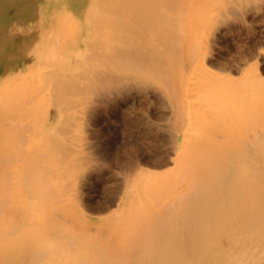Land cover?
Listing matches in <instances>:
<instances>
[{"label":"rangeland","instance_id":"374dc122","mask_svg":"<svg viewBox=\"0 0 264 264\" xmlns=\"http://www.w3.org/2000/svg\"><path fill=\"white\" fill-rule=\"evenodd\" d=\"M79 1L82 2L83 0H79ZM86 1H88V3L90 4V7L87 8V12L85 14L80 13L79 9L77 8L76 0H56L54 2L50 1L49 3H53V6H55L56 8L60 7L56 9V10H59L57 12L58 14L56 18L57 20L56 27L59 30V33H58L59 38H57V40L56 39L52 40L49 44H47V47H43L45 54H42L41 57L32 58L30 60L28 59L22 60L21 58H17L16 51L18 47H20V49H21V46L25 47V45H23L24 40L21 37H17V38L11 37L9 36V33L11 32L12 28H15V31H14L15 33H18V31L23 33V30L29 31L27 29L28 24L26 23L27 21L29 22V20H27V17L33 16V15L37 16L34 10L39 7L38 5L39 0H34L33 4H30V1H25V0H10L8 3H7V0H0V68H2L0 72V122L2 123V127L5 130H7L8 132L9 131L12 132V134L9 133L10 137L5 139L2 144L3 150L1 153V157H0V162H2L1 161L2 159L3 161L5 159L9 160L10 161L9 164L11 167L10 168L8 166L9 164H7L6 166H8L9 170H7L6 168V170L2 172L3 174H0V223H1L0 227L3 226L2 228H0V230H3V233L5 232L4 235H6L8 233V229L10 228L11 230L10 229L9 230L12 231L13 226L15 227L17 223V218L15 219L12 218L13 215L10 216L12 212L10 213L9 211L15 212L16 210L22 209L17 212L25 213L27 210H29L28 213H30L32 209H33L32 211H36L37 209V210H40V212L39 211H36V212L37 213L39 212V214L42 215L41 212L44 214L45 211H46L45 213L47 212L49 213L51 211L54 212V210L59 209V207L61 208V206H63V204L65 203L66 197L69 196L67 197L68 199H66V203L64 205V210L66 208L65 210L66 217H63L61 219L63 227L65 226V222H66V227L68 229L66 227L65 228L68 231H71L72 233H74L75 228L73 229V226L76 225V221L79 219H84V220L86 219L85 220L86 226L85 225L84 226L88 228V225H89L88 229H91L90 227H92V230L93 229L95 230L96 227H100V226L105 227L108 224H113V223L117 225L120 222L119 225H117L119 233L122 228H124L125 230L122 229L121 233L118 234L119 236L115 235L114 237L111 238L112 239L111 241L114 243L116 240L118 243L124 245V242H122V240L125 241L124 239L127 238L125 241L126 245L129 246L130 244V245L136 246V249L135 247L133 248V246H131L130 249L129 247L126 246L127 249H125L126 247H122L123 249L122 250L118 249L117 252H115L116 249H114L115 251L111 250L109 253H111V255L113 256H111L110 254L109 255L112 258L116 259L118 256L117 254L118 252L130 253V252L139 251L138 247L142 245V241L145 242L146 235L148 237L147 238L148 240L152 238V236L156 233L155 230H157L156 228L157 225L155 224H158L161 215L162 217L164 215L162 213L166 212L167 211L166 209H169L168 207L171 206L173 201L177 200L176 198L178 199L187 198L189 195L194 193V191L197 192L201 189L197 187V184L199 185V183L202 182V180L206 176L204 172L208 170L209 168L208 163H210V160H211V158L210 160H208V157L215 156L213 154L218 153V152L222 153L223 152L222 147L225 144L232 145V141L235 142L237 139L240 140L243 137L244 139L242 140H245L246 142L250 141L251 139L252 141H254L255 138L256 139L259 138L257 137L259 132L261 134L263 133L261 131H264L263 129L264 128V110H263L264 109V90H263L264 89V68H263L264 67V47H263L264 46V39H263L264 38V5H263L264 0H250V1L249 0L248 1L247 0H231L232 2L230 0H215V1L214 0H209V1L208 0H195V1L194 0L193 1L192 0L191 1L180 0L184 4L185 3L187 4L183 6V7L187 6L185 9L183 8L184 10H179V9L176 10V8H178L177 3H180L179 4L180 9H182V6H181V2L174 0L175 2L173 3V6L175 10L174 9L173 10L174 12H177L175 13V16H177V20L180 19L179 22L175 21L176 17L174 16V12L172 11L173 13L171 15L174 17H171V16L168 17L169 16L168 15L166 18H164V16L163 17L161 16L163 20L167 19V20H170L171 22L167 21L168 23H165L166 21L163 22L161 17H160L161 19L156 18L157 20H159V22L161 20L162 24L165 23L164 24L165 26L158 22L160 24L159 26L160 30L159 31L156 30L159 27L158 28L155 27L156 29L153 33V35H155V39L157 38L159 40L161 39L162 41L160 40V43L163 42L161 46L160 43L158 42V39L156 40L157 45L158 43L160 45V47L158 46L157 48L158 51L160 52L159 54H162L161 56L159 55L160 57H158L159 64L162 62L161 65H159L160 70L161 68L163 69V65L166 64V61L168 63L166 64V67L164 65V69H163L164 71L166 69V71L168 72V73H165V75L167 76L160 75V77L155 75V72H152L155 68L154 64L153 66H151L152 64H148L146 59H140V58L137 60V62H135L131 60V56L129 55L130 54L129 52L127 53L128 59H126L127 58L126 56H123V58L121 56L119 60L115 57L116 55L115 53H112L111 51H108V50H107L108 51L107 53H109V56L106 54H105L106 56L99 54L102 51L99 46L103 45V44L102 45L100 44L103 41H105L106 43L108 42L107 44L105 43L106 45L105 44L103 45L106 47L108 45L107 47L108 49H110V46L111 47L120 46L121 48L122 46L126 47V45H124V43H121L120 40L118 41L115 39H111L114 37V36H111L112 34L111 30L115 31V27L114 29L113 28L110 29V27L108 29V27H105L106 25H108V21L104 22L103 18H106L105 16H107L106 20H110L109 22L110 25L112 23L115 25L116 21L119 20L117 19L119 17L117 16V14H114L113 11H115L116 7L121 6V5L127 8V5L129 4L131 0H121L122 4L120 5L116 3L117 0L107 1L105 2V4H101V5L99 4L94 5L93 0H86ZM209 2L211 3L209 4ZM242 3H243V6H241ZM235 5H238V6H235ZM121 8L124 9L123 7ZM232 9H235L239 13H237L235 10L232 11ZM108 10L111 11V13ZM124 10L126 11V9ZM125 11H123L122 16L126 15L127 18L125 16H124L125 18L124 17L123 18L125 20L127 19L128 21L129 13L132 14L133 11L130 12L129 9H127L126 12ZM178 11L179 12L181 11V13H179ZM232 12L234 13L232 14ZM138 13L140 12H136V14ZM114 16L116 20L114 19ZM233 16H235L236 18ZM181 17L183 18L182 19L183 21L181 20ZM225 17L226 18L228 17L227 20L230 19L229 21H232L231 19H234V18L236 19V20L235 19L233 20L235 22L232 21L233 23L231 25L232 27L228 25L229 21L227 22ZM171 18L172 20L174 19L173 20L174 22H172ZM99 19L101 20L99 21ZM112 19L115 21H113ZM222 19H224L225 22L224 20L222 21ZM38 20L44 25V20L39 19V18L37 19V21ZM130 21L128 22H130L131 24L128 22L127 23L131 25L132 27L136 28V25L138 24V22L133 23L132 19ZM99 22L106 29L100 26ZM153 22L155 23L157 22L155 21V17H154ZM175 22L177 24H175ZM97 24L99 27H102L103 30H106V31L109 30L108 31L110 32L109 35L106 36L105 34H103L105 33V31L103 30L102 32H98L101 30L99 27H97ZM104 24L106 25L104 26ZM166 24L171 25L170 26L171 28L167 27L169 28L171 35L168 32H167L168 35H166V30H165L167 29L165 28ZM162 28H165V29H162ZM184 28L186 29L184 30ZM180 30H182L183 37L184 36L186 37L189 36V37L182 38L180 35L181 34ZM114 31L113 33L116 32ZM160 31H165L164 32L165 34ZM41 32H43V29L38 30L37 32H34V33L35 35H37V37H40L39 35ZM117 32H118V29H117ZM117 32L115 33L116 35H118ZM119 32H120L119 33L120 35L121 33L125 35L129 34V32L127 31H119ZM98 34L99 35L103 34V35L100 37ZM143 34L144 33H142L141 35ZM149 35H152V34L145 33L143 36L145 38L147 37L148 39L150 37ZM153 35L151 36V38L154 37ZM172 35H174L175 38ZM106 37H109L111 39V40L108 39L111 45L109 44V41H107V39H103ZM159 37H163V38H159ZM165 37L167 38L165 39ZM179 37L181 38V40L185 39L184 42L182 40L183 48H181V42H180ZM152 39L154 41V38ZM168 39L172 42V44ZM176 40L178 41L179 45L175 43L177 42ZM149 41H151V39H148V43H150ZM173 41L175 44L173 43ZM96 42L99 43V45H96ZM152 45L154 46V44ZM174 45L175 47H173ZM92 46L93 48L95 46L98 51L93 50ZM97 46L100 49H98ZM166 46L167 47L172 46L171 51H174V52H171L170 50H168ZM155 47H157L156 44H155ZM164 48L167 49L166 53H165ZM102 49L104 50L105 47ZM181 49L183 51H181ZM48 50L50 51V55H49L50 57L47 55ZM154 50L156 49L154 48ZM155 54L158 55V53H155ZM155 54L152 55L153 58L150 59L149 62H152L153 59L157 57V55L155 56ZM119 56L120 55H118L117 57ZM189 56H191L192 58L190 59L191 61L188 60ZM104 57L107 58L106 60L109 59L110 63H109V60L106 61ZM241 57L244 58L245 60L242 59ZM129 58H130V62H129ZM11 59H13L14 63L11 65L12 68H9L10 69L9 70L8 64H9V61H11ZM94 60L95 61L98 60V62L94 63ZM125 60H128V61L125 62ZM173 60L175 62V63L173 62L175 66H173V63H172ZM242 60L244 61V63L243 62L241 63ZM50 61L54 63H51ZM100 61L103 64V66L100 63ZM104 61L106 62V64H104L105 63ZM131 61L134 64L131 63ZM180 62H182L183 64ZM89 63H90L89 66L91 67L86 66ZM98 63L101 65H99ZM127 63H130V64H127ZM171 63L172 65L169 66V64ZM188 63L192 64L190 65L191 69L188 67L189 66ZM218 63L221 66L222 65L223 66L221 67ZM97 64L99 65L98 67H100V69L102 68L101 70L97 68ZM131 64L133 65L136 64V65L133 66ZM143 64L144 66L147 64L150 67V70L148 66H147L148 70H146L147 69L146 66H145L146 69H143L144 68ZM92 65L96 66V68H93L94 66ZM184 65H187L186 68L187 69L189 68V69L186 72H184L181 69V71H183L186 74V76L185 75L183 76L184 77L183 82L177 84L176 83L177 75L175 74H178L179 72L177 73V70L179 71L180 69H177L176 66L178 68H183ZM105 66L107 67V70ZM112 66L114 68L117 67L119 71L116 70V68L114 69ZM125 67L129 70L125 69ZM137 67L139 68V70ZM109 68H112L113 70L112 69L110 70ZM173 68H174V71H173ZM89 69H91L92 71L93 70H97V71L92 72ZM49 70L56 71L55 73L58 74L59 76L60 74L61 76L62 74H64V76H67V77L69 76L70 82L67 77L62 76L63 79L66 78V81L68 80L67 82H65L66 86L62 85L63 86V87L61 86L62 88L58 87L55 89V86L53 84L51 83L46 84L43 78L44 77L43 73L44 74L49 73ZM88 70H89L88 72L89 75H85L87 74L85 71H88ZM144 70H146L145 73L147 74V75L145 74V76L143 72ZM100 71H102L101 73L104 76L101 73L99 74ZM133 71H135V73ZM136 71H140V72L142 71L143 73H140V72L136 73ZM91 72L96 73L97 75L99 74V75L98 76L96 74L93 75ZM104 72H107L108 75ZM161 72L162 70L160 71V73ZM150 73H153V74H150ZM91 75L93 77H91ZM169 75H171L170 76L171 78L169 77ZM106 76L108 78H106ZM147 76L148 77L150 76V77L148 78ZM73 77L75 80L73 79ZM84 77L86 78V81L88 80L87 83ZM101 77L104 80L103 83L101 81L102 79H100ZM111 77L112 79H109ZM155 77H159V78L162 77V78L158 80ZM116 78L118 79L116 80ZM152 78L154 79L152 80ZM79 79L80 81H78ZM96 79L100 80L101 82L97 81ZM90 80L95 81V84L92 83V81ZM112 80L114 81L112 82ZM167 81L168 82L170 81V83H168ZM104 82L106 85L104 84ZM184 82H185L184 84L185 86L183 87ZM161 83H164V84H161ZM241 83L242 84L244 83L243 88H240V86L242 87ZM236 84H240V86L238 87V85ZM52 85L54 86V88L52 87ZM230 87L232 88V90L230 89ZM237 88H240L241 90L239 89V91L237 92L236 91L238 90ZM167 89L169 91L171 90L172 92L171 91L169 92ZM174 89L175 91L176 90L178 91V92L176 91L177 94L174 91ZM228 89H230V91ZM162 91L165 94L162 93ZM56 92L57 93L59 92L61 95L58 94L57 96ZM227 92L228 93L230 92L229 93L230 96ZM235 92H236V95H235ZM240 92L241 93L244 92L243 93L244 96H242L243 94H241ZM80 93L82 94L80 95ZM238 93L241 96L238 95ZM59 95L62 97H60ZM64 95L66 96L64 97ZM71 97H74V98H72L71 100ZM67 100L70 104L67 102ZM77 100H79V102ZM195 102L198 104H196ZM200 102H202V105H200L201 104ZM27 106H32V107H37V108L42 107L43 109H48L50 106H55L54 108L56 109L54 110L53 116L51 118H49L48 120L46 119L45 122H44V119H42L41 124L35 125L34 122H31L32 117L30 115L29 110L26 109ZM221 106L222 107L225 106L223 107L224 111L221 110L222 108ZM226 107H227V110H226ZM180 108L182 110H179ZM183 109L186 112H183L184 111ZM21 110H25L26 113H20ZM214 112H218L219 114L215 113L214 118H212L210 114H214ZM258 113H260L259 117H258ZM217 114L219 117L217 116ZM138 115H140V117H138ZM176 120H178V122H176ZM177 123H179L180 126ZM20 125L22 126V128L24 126L25 129L24 130L22 128L20 129ZM67 125H69L68 127L72 125L73 126L70 127L69 128L70 130H69ZM16 126L18 127L16 128ZM177 127H179V129ZM64 131H66L67 133L65 134ZM229 131L230 133H232V137H230L231 134L230 136L228 135V133L225 134L226 132H229ZM36 132H37V135L42 140L38 141L37 142L38 144L34 143L35 144L34 145L35 148L33 147L34 149L33 148L27 149V145L30 144L31 136H33V134ZM213 133L216 134V136H214ZM236 134L238 135L239 138L235 139V137H237ZM63 136H64V139H63ZM252 136H254L255 138ZM212 137H213V140L216 137L218 139L216 138L213 141ZM219 140L221 142L224 140L223 142H225V144L221 146L222 143L219 142L220 144L217 145L216 143H218ZM242 143H244L243 145H245L244 141H242ZM255 143H256V140H255ZM248 144L249 142H247V145ZM253 144L254 142L252 143V145ZM236 145L241 146V141H240V144L236 143ZM229 147L230 146H227L226 149H228ZM26 149L29 150L31 153L29 152V154H26L24 156ZM12 154H14L15 156ZM201 154L202 156H200ZM16 155L19 156L17 158L18 160L16 159L17 161L12 162L17 157ZM196 155L198 157H196ZM69 157L71 158L69 159ZM21 158H22V161H21ZM204 158H205V162H204ZM206 160L209 162L207 163ZM20 161L23 163V165H25V167L28 165L26 168L23 166L25 168V169L23 168L24 170H21L19 168ZM54 161H57V162H54ZM199 162H202V164ZM206 163L208 165H206ZM181 167L182 168L184 167L185 169L184 168L182 169ZM16 168L19 169L20 171L19 170L17 171ZM194 168L195 169L198 168V170H194ZM74 169L76 171H74ZM189 169H191L190 170L191 172L186 173V171L187 170L189 171ZM50 170L52 171V173H50L51 172ZM202 174L205 176L202 177L203 178L202 180H200L198 177L201 178ZM17 175H20V176H17ZM130 175L132 176V178ZM184 175L185 177L182 178V176ZM28 176H31V177H28ZM33 177L38 178L37 180L35 179L36 182L34 183L30 182L31 178ZM165 178L169 181L168 183L169 186ZM197 179L198 181H196ZM193 182H195L194 184L196 185L197 188L194 186V184H192ZM203 183H204V180H203ZM191 184L193 185L192 187H195V189L191 187ZM201 184L199 185V187L201 186ZM9 185L13 187L11 188ZM143 185H144V189H143ZM165 187H168V189H170L169 192L167 188ZM20 191L21 193L23 192L22 194H25L22 197L24 199L18 198L19 196H21ZM72 191H74L73 194H72ZM179 191H182V192H179ZM48 192H50L51 194ZM181 193L182 195H179ZM46 194L48 195V197ZM174 194H176V197L174 196L173 198ZM62 195L63 196L65 195L66 197L64 196L63 198ZM61 196L63 200L60 198ZM180 196H182V198H180ZM113 197L114 199L112 200ZM40 198L44 204L43 208L41 207L42 203H41ZM168 200L171 202H169ZM110 201H111V204H110ZM159 201H161V203ZM22 203L25 205H23ZM36 203L38 204L37 205L38 207L35 206ZM67 203H68V206H67ZM46 204H49L48 207L50 206L49 208L51 209H49ZM56 204H58L59 207ZM17 205L18 207H20L21 205V207L19 209H15L14 207L13 208L11 207V206L17 207ZM45 205L47 208L45 207ZM34 206L36 207V209L33 208ZM163 206L165 207V209L163 208ZM44 208L46 210H44ZM132 208L135 210V212H137L136 209H138L139 212L137 213H140L141 215H138L137 213L135 214ZM23 209H25L24 210L25 212H23ZM126 210H127V213H126L127 215L128 214L130 215L131 211L134 213V214H131V220H129L130 219L129 215L126 216L127 218L125 217L126 214L123 212H126ZM128 210H129V213H128ZM157 211L160 213H157ZM56 212L57 211H55L54 213ZM31 213H35V212H31ZM119 213L121 217L119 216ZM123 214L125 215L123 216ZM134 215L136 216L138 215V216L136 217ZM146 216L148 218H146ZM133 217L136 218L137 222H139V219L141 218L140 225H136L139 223H136ZM144 217L145 219H143ZM109 218L110 219L112 218V219L109 220ZM115 218H117V220ZM124 218H126V220H124ZM12 219L14 222L11 221ZM151 219H154V220L157 219V220H155L154 223H152L153 220ZM6 220L11 221V222H7ZM18 220H23V217H21V219L18 218ZM120 220L121 221L123 220V222L125 221V223L123 222L121 223ZM61 221L60 220L56 221L58 222V224H56V222H53V225L56 227V230L58 233L64 232L63 229L65 230V228L60 229V227H62ZM126 221L129 223L128 228L135 227L134 230H136L137 229L136 226H138L137 231L131 230V228L129 229L130 232L132 233L134 232V235L131 234L130 232L128 233L129 230H127L126 228L128 225L126 224ZM130 221H132L133 224ZM144 221H147L148 224H146V222ZM142 222H143V226H141ZM20 223H22V221H20ZM3 224H5L6 226ZM121 224H124V225L121 226ZM134 224L136 226H134ZM144 224H146L147 228L144 227L145 226ZM53 225L51 227H53ZM150 225H151V228H150ZM16 226H18V223ZM139 226H141L140 228H143V229L145 228L144 233L142 231L143 229H140ZM76 228H78L77 225H76ZM72 229L74 231H72ZM150 229H151V232H153L152 233L153 235L149 232ZM139 230H141L142 232ZM147 231L149 234H147ZM138 232L139 233L141 232L143 234L140 235ZM65 234L67 235V233ZM135 234L138 236H136ZM8 235L11 236L12 234L9 233L6 236ZM93 235L94 234H92V236H89L90 237L89 240L92 241L91 238L94 237ZM127 235L133 239L130 240V237H127ZM139 235L141 237L145 235L144 236L145 239L143 237H142L143 240L140 239L141 237L139 238ZM86 237L88 239V236ZM136 237H138L139 240L136 241ZM128 240L129 242H127ZM85 241L89 242L88 240H85ZM93 241H95L94 238H93ZM132 241L135 243V245L133 244ZM140 241H141V244L139 243ZM140 249H141V246H140ZM113 252L116 254L114 255Z\"/></svg>","mask_w":264,"mask_h":264},{"label":"bare ground","instance_id":"6f19581e","mask_svg":"<svg viewBox=\"0 0 264 264\" xmlns=\"http://www.w3.org/2000/svg\"><path fill=\"white\" fill-rule=\"evenodd\" d=\"M10 0H7V3L9 2ZM25 1H30V4H33L34 3V0H25ZM50 1H56V0H39V7L36 8L34 10V12H36V15H33V16H28L27 17V20H29V22L27 21L26 23L28 24L27 25V29L29 31H25L23 30V33L18 31V33H15V28H12L11 32L9 33V36L11 37H21L24 41H23V45H25V47H22L21 46V49L20 47H18L17 51H16V54H17V58H21L22 60H30L32 58H38V57H41L42 54H45V51H44V48L43 47H47V44H49L52 40H57V38H59V30L58 28L56 27V18H57V12L59 10H56L60 7H55L53 6V3H49ZM107 1H116V0H93V4H105V2ZM179 2H181L180 0H177ZM184 1V0H182ZM188 1V0H186ZM191 1V0H189ZM193 1V0H192ZM195 1V0H194ZM209 1V0H208ZM215 1V0H214ZM231 1V0H230ZM248 1V0H247ZM250 1V0H249ZM38 2V1H37ZM35 2V3H37ZM175 1L174 0H131L129 2V4L127 5V8L125 6H118L116 7L115 11H113L114 14H117V16L119 18V20L116 21L115 25L112 23L110 25V20H106L107 16H105L106 18H103L104 19V22L108 21V25L104 24L105 27H110V29H114L115 27V31L117 32V29H118V35H116L115 33H113V31L111 30V36H114L113 38L111 39H115V40H120L121 43H124V45H126V47H123L122 48L120 46L118 47H111L110 46V49H108V45L107 47L106 46H103L106 42L103 41L101 42L100 44L102 46H99L101 48V52L99 54H102L104 56L108 55L109 56V53H107L108 51H111L112 53H115V57L119 60V58L122 56H126L128 59V52L130 53L129 55L131 56V60L137 62V60L140 58V59H146V61L148 62V64H152L151 66H155L154 70L152 72H155V75L159 76L160 75H165V73H168L165 69V71L163 70L164 69V65L166 67V64L167 61H166V64L163 65V69L161 68L162 72L160 73V66L161 63L159 64V59L158 57H160L162 54H159L160 52L158 51V46L160 47V45L162 46V43H160V40L158 39V45H157V42L155 39V35H153L154 31L156 28H158L160 26V24H162V21L160 20H157V19H161L163 16L164 18H166L168 15V17H174L175 16V13L177 12H174L175 8L173 6V3ZM232 2V1H231ZM76 3H77V8L79 9L80 13L82 14H85L87 12V8L90 7V4L88 3V1L86 0H83L82 2L81 1H77L76 0ZM92 3V1H91ZM116 3L118 5L122 4L121 0H117ZM191 3V2H189ZM188 3V4H189ZM193 3V2H192ZM195 3V2H194ZM205 3V2H204ZM211 2H209L210 4ZM213 3V1H212ZM251 3V2H250ZM260 3V2H259ZM29 4V5H30ZM176 4V3H175ZM178 4V8L179 10H184L186 7H183L185 6V4L183 2H181V6H182V9H180V6L179 4L180 3H177ZM176 4V5H177ZM184 4V5H182ZM208 4V5H209ZM246 4V3H245ZM187 5V4H186ZM206 5V4H205ZM204 5V6H205ZM233 5V4H232ZM247 5V4H246ZM260 5V4H259ZM264 5V4H263ZM200 6V5H198ZM235 6H238V5H235ZM234 6V7H235ZM243 6V3L242 5ZM240 6V7H241ZM255 6V5H254ZM121 7H123L124 9H129V11H133V13H129V16H128V21H130L131 19L133 20V23H136L138 22V24L136 25V28L132 27L131 25H129L127 21V19L125 20L124 18L127 16L123 15V11H125L124 9H122ZM257 7V5H256ZM255 7V8H256ZM260 7V6H259ZM184 8V9H183ZM174 9V10H173ZM202 9V8H201ZM258 9V7H257ZM111 10V9H110ZM229 10V9H228ZM235 10V9H232V11ZM109 11V10H108ZM125 11V12H126ZM174 12V16H172L171 14ZM236 11V10H235ZM234 11V12H235ZM253 11V10H251ZM97 12V11H96ZM111 13V11H109ZM136 12H140L138 14H136ZM179 12V11H178ZM184 12V11H182ZM232 12V14L234 13ZM237 12V11H236ZM250 12V11H248ZM247 12V13H248ZM181 13V11L179 12ZM239 13V12H237ZM244 13V12H243ZM246 13V12H245ZM231 14V12H230ZM256 14V13H255ZM259 14V13H258ZM44 15V16H43ZM102 16V15H100ZM162 16V17H161ZM181 16V14H180ZM229 16V15H227ZM232 16V15H231ZM244 16V15H243ZM110 17V16H109ZM108 17V18H109ZM124 17V18H123ZM153 17V19H152ZM154 17H155V21H157L156 23L153 22L154 21ZM159 17V18H158ZM161 17V18H160ZM176 18V22H179V20H177V16H175ZM185 17V16H184ZM235 17V16H233ZM239 17V16H237ZM42 19L44 20V25L39 22V20L37 21V19ZM123 18V19H122ZM157 18V19H156ZM226 18V17H225ZM228 18V17H227ZM226 18V21L228 22L230 19L227 20ZM230 18V17H229ZM236 18V17H235ZM234 18V19H235ZM241 18V16H240ZM59 19V18H58ZM102 19V20H103ZM114 19H115V16H114ZM122 19V20H121ZM169 19V18H168ZM183 18L181 17V20ZM221 19V17H220ZM234 19H231L232 21ZM47 20V21H46ZM101 19H99L100 21ZM113 20V19H112ZM116 20V19H115ZM113 20V21H115ZM163 20V18H162ZM172 20V18H171ZM174 20V19H173ZM172 20V22H174ZM218 20V19H217ZM224 19H222L223 21ZM236 20V19H235ZM242 20V19H241ZM166 21L165 23H168L167 21L171 22L170 20H163V22ZM183 21V20H182ZM232 21H229L228 22V25L230 27H232L231 25L233 24ZM240 21V19H239ZM262 21V20H261ZM98 22V21H97ZM128 22V23H127ZM160 24H159V23ZM175 22V24H177ZM219 22V21H218ZM225 22V20H224ZM226 22V23H227ZM235 22V21H233ZM102 23V22H101ZM150 23V24H149ZM158 23V24H157ZM165 23H163L162 25H164ZM238 23V22H237ZM250 23V22H249ZM254 23V22H253ZM256 23V21H255ZM25 24V22H24ZM131 24V23H130ZM153 24V26H152ZM173 24V23H172ZM218 24V23H217ZM246 24V23H245ZM263 24V23H261ZM99 25L103 27V25L100 24L99 22ZM161 25V26H162ZM166 24V27H170L171 25H168ZM183 25V24H182ZM241 25V24H240ZM165 26V25H164ZM163 26V27H164ZM228 26V27H229ZM246 26V25H245ZM252 26V25H251ZM97 27L98 24H97ZM102 27H99L101 31H98V32H102L103 28ZM156 27V28H155ZM177 27V26H175ZM184 27V26H183ZM229 27V28H230ZM234 27V26H233ZM243 27V26H242ZM92 28V27H91ZM102 28V29H101ZM165 28H162V29H165ZM171 28V27H170ZM180 28V27H179ZM178 28V29H179ZM245 28V27H244ZM10 29V28H9ZM43 29V32L40 33V37H37V35H35L34 32H37L38 30H41ZM48 29V30H47ZM106 29V28H104ZM169 30V28H167ZM167 29L166 30V35L167 32L170 33V30L168 31ZM177 29V28H175ZM186 28H184L185 30ZM236 29V28H235ZM156 30H160V27ZM251 30V29H249ZM105 31V34L106 36L109 35L110 32H108L109 30H103ZM119 31H127L129 32L128 35H125V34H122L121 35L119 34L120 32ZM173 31V30H172ZM47 32V33H46ZM108 32V33H107ZM160 32H165V31H160ZM176 32V31H175ZM185 32V31H184ZM142 33H148V34H152L154 37V41L153 39L151 38L152 35H149L150 37L148 39H151V41H149L150 43H148V39L147 37L145 38L143 35H141ZM180 35L182 38L186 37V36H182V30H180ZM251 33V32H250ZM102 34V35H103ZM115 34V35H114ZM165 34V33H164ZM174 34V33H173ZM238 34V33H237ZM99 35V34H98ZM102 35H99L100 37ZM104 35V36H105ZM171 35V33H170ZM262 35V34H261ZM109 36V37H111ZM174 37V35H172ZM171 36V37H172ZM109 37H106V38H103V39H107V41H109L108 39H110ZM158 37V36H157ZM169 37V36H168ZM178 37V36H177ZM189 37V36H187ZM186 37V38H187ZM159 38H163V37H159ZM167 37H165L166 39ZM175 38V37H174ZM180 38V37H179ZM178 38V39H179ZM110 39V40H111ZM164 39V40H165ZM171 39V38H170ZM177 39V40H178ZM264 39V38H263ZM169 40V39H168ZM172 40V39H171ZM174 40V39H173ZM176 40V41H177ZM183 40V39H182ZM181 38H180V42H181V48L182 47V42ZM188 40V39H187ZM86 41V40H85ZM100 41V40H99ZM162 41V40H161ZM167 41V40H166ZM170 41V40H169ZM179 41V40H178ZM178 41L175 42L178 44ZM215 41V40H214ZM171 42V41H170ZM55 43V42H54ZM57 43V42H56ZM88 43V41H87ZM91 43V41H90ZM108 43V42H107ZM106 43V44H107ZM165 43V42H164ZM174 43V41H173ZM174 43V44H175ZM258 43V42H257ZM105 44V45H106ZM109 44L111 45L110 41H109ZM154 44V46L152 45ZM155 44L157 47H155ZM172 44V42H171ZM170 44V45H171ZM89 45V43H88ZM96 45H99V43L96 42ZM113 45V44H112ZM116 45V44H114ZM164 45V44H163ZM245 45V44H244ZM152 46V47H151ZM105 49L103 50L102 48ZM167 47V46H166ZM172 47V46H171ZM171 47H167L168 50H172ZM175 47V45L173 46ZM256 47V46H255ZM264 47V46H263ZM23 48V49H22ZM93 48V46H92ZM98 48V46H97ZM98 48V49H100ZM112 48V49H111ZM126 48V49H125ZM154 48L156 50H154ZM170 48V49H169ZM165 50V53H166V50ZM175 49V48H174ZM263 49V48H262ZM53 50V49H52ZM51 50V51H52ZM93 50L95 51H98L96 49V47L94 46ZM108 50V51H107ZM160 50V48H159ZM163 50V49H162ZM176 50V49H175ZM180 50V49H178ZM244 50V49H243ZM44 51V52H43ZM65 51V50H64ZM104 51V52H103ZM158 53L155 54L154 53ZM157 51V52H156ZM177 51V50H176ZM181 51H183L181 49ZM212 51V50H211ZM240 51V50H239ZM238 51V52H239ZM53 52V51H52ZM55 52V51H54ZM106 52V53H105ZM171 52H174V51H171ZM191 52V51H190ZM236 52V51H235ZM256 52V51H255ZM254 52V53H255ZM66 53V52H65ZM164 53V52H163ZM176 53V52H175ZM179 53V52H178ZM194 53V52H193ZM53 54V53H51ZM55 54V53H54ZM58 54V53H57ZM106 54V55H105ZM127 54V55H126ZM155 56L157 55V57L155 59H153L152 62H149L150 59H152V55ZM244 54V53H243ZM256 54V53H255ZM47 55L49 56L50 55V51L48 50V53ZM91 55V54H90ZM118 55H120L119 57H117ZM160 55V56H159ZM165 55V54H164ZM168 55V54H167ZM166 55V57H167ZM180 55V54H179ZM182 55V54H181ZM251 55V54H250ZM249 55V56H250ZM53 56V55H52ZM55 56V55H54ZM89 56V55H88ZM92 56V55H91ZM107 56V57H108ZM170 56V55H169ZM209 56V55H208ZM241 56V55H240ZM50 57V56H49ZM57 57V56H56ZM54 57V58H56ZM101 57V56H100ZM112 57V56H111ZM197 57V55H196ZM96 58V57H95ZM99 58V57H98ZM105 58V57H104ZM113 58V57H112ZM115 58V59H116ZM242 58V57H241ZM249 58V57H248ZM47 59V57H46ZM92 59V58H91ZM100 59V58H99ZM98 59V60H99ZM107 58H105L106 60ZM111 59V58H110ZM114 59V58H113ZM166 59V58H165ZM168 59V57H167ZM178 59V58H177ZM183 59V58H182ZM192 59L191 56L188 57V60ZM197 59V58H196ZM219 59V58H218ZM244 59V58H242ZM94 60V63L98 62ZM103 60V59H102ZM101 60V61H102ZM109 60V59H108ZM106 60V61H108ZM175 60V59H174ZM174 60L172 61V63L174 62ZM241 60V59H240ZM245 60V59H244ZM247 60V59H246ZM45 61V59H44ZM80 61V60H79ZM82 61V60H81ZM100 61V63H101ZM128 60H125V62H127ZM161 61V59H160ZM184 61V60H183ZM191 61V60H190ZM196 61V60H194ZM193 61V62H194ZM248 61V60H247ZM51 62V61H50ZM91 62V61H89ZM93 62V61H92ZM105 62V61H104ZM103 62V63H104ZM129 62H130V58H129ZM171 62V61H170ZM185 62V61H184ZM244 63V61L242 60L241 63ZM246 62V61H245ZM262 62V61H261ZM13 59H11V61H9V64H8V69L9 68H12L11 65L13 64ZM51 63H54V62H51ZM93 63V64H94ZM109 63H110V60H109ZM114 63V62H113ZM131 63H133L131 61ZM139 63V61H138ZM169 64L170 65H172ZM175 63V62H174ZM173 63V66H175V64ZM182 63V62H180ZM209 63V62H208ZM99 64V63H98ZM97 64V68L100 69V67H98ZM106 64V62L104 63ZM119 64V63H117ZM127 64H130V63H127ZM134 64V63H133ZM131 64V65H133ZM137 64V63H136ZM135 64V65H136ZM177 64V63H176ZM183 64V63H182ZM189 64V68H190V63ZM203 64V63H201ZM219 64V63H218ZM80 65V63H79ZM90 63L86 66L88 67H91L89 66ZM109 65V64H108ZM107 65V66H108ZM113 65V64H111ZM123 65V64H121ZM133 65V66H135ZM139 65V64H138ZM220 65V64H219ZM226 65V64H225ZM230 65V64H229ZM94 66V65H92ZM103 66V64H102ZM117 66V65H115ZM144 66V64H143ZM146 67L148 66L147 64L145 65ZM144 66L143 69H146ZM182 66V65H181ZM221 66V65H220ZM223 66V65H222ZM221 66V67H222ZM228 66V65H227ZM51 67V66H50ZM84 67V65H83ZM106 67V66H105ZM110 67V66H109ZM113 67V66H112ZM149 67V66H148ZM148 67L146 70H148ZM162 67V66H161ZM187 65H184L183 68H178L176 66L177 69H180L179 71L177 70V73L178 74H175L177 75L176 76V83H181L183 82V79H184V75L186 76V74L184 72H186L188 69L186 68ZM242 67V66H241ZM86 68V67H85ZM93 68H96V66H94ZM91 68V69H93ZM114 68V67H113ZM116 70L117 67H115ZM114 68V69H115ZM119 68V67H118ZM132 68V67H131ZM138 68V67H137ZM172 68V67H171ZM264 68V67H263ZM1 69L0 68V72H1ZM52 69V68H50ZM87 69V68H86ZM89 69V70H91ZM102 69V68H101ZM100 69V70H101ZM110 70L112 68H109ZM125 69H127L125 67ZM124 69V70H125ZM170 69V67H169ZM181 69L184 71H181ZM191 69V68H190ZM231 69V68H230ZM10 70V69H9ZM83 70V69H82ZM85 70V69H84ZM88 71H85L87 74L85 75H89L88 74ZM106 70H107V67H106ZM113 70V69H112ZM129 70V69H127ZM139 70V68H138ZM146 70H144V76H145V72ZM149 70H150V67H149ZM207 70V69H206ZM92 71V70H91ZM93 71H97V70H93ZM92 71V72H93ZM99 71V70H98ZM105 71V70H104ZM119 71V70H118ZM122 71V70H121ZM171 71V70H170ZM173 71H174V68H173ZM211 71V70H209ZM226 71V69H225ZM229 71V70H228ZM30 72V71H29ZM47 72V71H46ZM56 71L54 70H49V73H43V78H44V81L46 82V84H53L55 86V89L58 88V87H61L62 85H65V82H67L70 78L69 76H64V74H62L63 77H67L68 80L66 81V78H62L61 74L60 76L58 74L55 73ZM82 72V71H81ZM91 72V73H92ZM102 71L99 72V74L101 73ZM114 72V71H112ZM111 72V73H112ZM125 72V71H124ZM128 72V71H127ZM126 72V73H127ZM135 73V71H133ZM139 73L140 71H136V73ZM142 71L140 73H143ZM164 72V74H163ZM241 72V71H240ZM60 73V72H59ZM83 73V72H82ZM98 73V72H97ZM108 75L107 72H104ZM120 73V72H119ZM133 73V74H134ZM173 73V72H172ZM214 73V72H213ZM248 73V72H247ZM93 75L96 74V73H92ZM98 74V75H99ZM102 74V73H101ZM150 74H153V73H150ZM149 74V75H150ZM215 74V73H214ZM41 75V74H40ZM80 75V74H79ZM97 75V74H96ZM97 75V76H98ZM103 75V74H102ZM117 75V74H116ZM147 75V74H146ZM174 75V74H173ZM72 76V75H71ZM70 76V77H71ZM77 76V74H76ZM95 76V77H97ZM104 76V75H103ZM111 76V75H110ZM143 76V75H142ZM167 76V75H165ZM171 75H169L170 77ZM222 76V75H221ZM90 77V76H89ZM91 77H93L91 75ZM118 77V76H116ZM148 77V76H147ZM146 77V78H147ZM150 77V76H149ZM148 77V78H149ZM159 77H155L157 78L158 80H160L161 78ZM252 77V76H251ZM81 78V77H80ZM83 78V77H82ZM85 78V77H84ZM104 78V77H103ZM106 78H108L106 76ZM120 78V77H118ZM116 78V80L118 79ZM122 78V77H121ZM165 78V77H164ZM171 78V77H170ZM175 78V77H174ZM74 79V77H73ZM78 79V78H77ZM99 79V78H98ZM102 79V77L100 78ZM109 79H112L109 78ZM108 79V80H109ZM139 79V78H137ZM145 79V78H144ZM151 79V78H150ZM154 78H152L153 80ZM156 79V80H157ZM167 79V78H166ZM72 80V79H71ZM75 80V79H74ZM93 80V79H92ZM90 80V81H92ZM97 80V79H96ZM106 80V79H105ZM121 80V79H120ZM143 80V79H142ZM17 81V80H16ZM23 81V80H22ZM41 81V80H40ZM73 81V80H72ZM71 81V82H72ZM80 81V79L78 80ZM85 81H86V78H85ZM84 81V82H85ZM88 81V80H87ZM86 81V83H87ZM97 81H100V80H97ZM102 83H103V79L101 80ZM100 81V82H101ZM114 80H112L113 82ZM119 81V80H118ZM129 81V79H128ZM141 81V79H140ZM144 81V80H143ZM149 81V80H148ZM155 81V80H154ZM166 81V80H165ZM171 81V80H170ZM170 81L168 83H170ZM247 81V80H246ZM245 81V83H246ZM70 82V80H69ZM107 82V81H106ZM156 82V81H155ZM173 82V81H172ZM37 83V82H35ZM80 83V82H79ZM83 83V81H82ZM91 83V82H90ZM92 83L95 84V81H92ZM98 83V82H96ZM166 83V82H164ZM164 83H161V84H164ZM167 83V85H168ZM187 83V82H186ZM105 84V82H104ZM185 82L183 83V87L185 86L184 85ZM244 84V83H243ZM243 84L241 83L242 87L240 86V84H236L238 85V87L240 86V88H243ZM52 85V87L54 88V86ZM68 85V83H67ZM83 85V84H82ZM89 85V84H88ZM92 85V84H90ZM106 85V84H105ZM109 85V84H108ZM160 85V84H159ZM166 85V86H167ZM170 85V84H169ZM247 85V84H245ZM66 86V85H65ZM77 86V85H76ZM85 86V85H84ZM97 86V84H96ZM175 86V85H174ZM233 86V85H232ZM63 87V86H62ZM61 87V88H62ZM78 87V86H77ZM76 87V88H77ZM173 87V85H172ZM181 87V86H180ZM237 87V86H236ZM248 87V86H247ZM115 88V87H114ZM120 88V87H119ZM167 88V87H165ZM175 88V87H174ZM240 88H237L238 90H236L237 92L239 91ZM245 88V87H244ZM64 89V88H63ZM88 89V88H87ZM92 89V87H91ZM169 89V88H168ZM167 89V90H168ZM173 89V88H172ZM230 89L232 90V88L230 87ZM230 89H228L230 91ZM234 89V87H233ZM62 90V89H60ZM78 90V89H77ZM86 90V89H85ZM187 90V89H186ZM241 90V89H240ZM247 90V89H246ZM245 90V91H246ZM264 90V89H263ZM50 91V90H49ZM54 91V90H53ZM64 91V90H63ZM67 91V89H66ZM75 91V89H74ZM169 91V90H168ZM171 91V90H170ZM169 91V92H170ZM175 91V89H174ZM177 91V90H176ZM175 91V92H176ZM43 92V91H42ZM62 92V91H61ZM88 92V91H87ZM172 92V91H171ZM174 92V93H175ZM178 92V91H177ZM176 92V94H177ZM242 92V91H241ZM240 92V93H241ZM247 92V91H246ZM57 93V92H56ZM63 93V92H62ZM65 93V92H64ZM67 93V92H66ZM77 93V92H76ZM162 93H164L162 91ZM168 93V92H167ZM173 93V94H174ZM191 93V92H190ZM228 93V92H227ZM230 93V92H229ZM228 93V94H229ZM232 93V92H231ZM234 93V92H233ZM244 93V92H243ZM241 93V94H243ZM58 94H60L59 92L57 93V96ZM69 94V93H68ZM82 93H80L81 95ZM165 94V93H164ZM172 94V95H173ZM184 94V93H183ZM182 94V95H183ZM61 95V94H60ZM59 95V96H60ZM79 95V94H78ZM235 95H236V92H235ZM238 95H240L238 93ZM63 96V94H62ZM60 96V97H62ZM66 95H64L65 97ZM74 96V95H73ZM165 96V95H164ZM174 96V95H173ZM172 96V98H173ZM195 96V95H194ZM193 96V97H194ZM230 96V94H229ZM228 96V97H229ZM241 96V95H240ZM244 96V94L242 95ZM177 97V95H176ZM175 97V99H176ZM72 98L74 97H71V100ZM180 98V97H178ZM238 98V96H237ZM241 98V97H240ZM173 99V100H175ZM190 99V97H189ZM35 100V99H34ZM62 100V99H60ZM75 100V99H74ZM80 100V99H79ZM79 100H77L79 102ZM198 100V99H197ZM59 101V100H58ZM70 101V99H69ZM177 101V100H176ZM183 101V100H182ZM240 101V100H239ZM68 102V100H67ZM76 102V101H75ZM194 102V101H193ZM255 102V101H254ZM55 103V102H54ZM69 103V102H68ZM74 103V101H73ZM177 103V102H176ZM196 103V102H195ZM202 105V102H200ZM70 104V103H69ZM161 104V103H160ZM184 104V103H183ZM198 104V103H196ZM232 104V103H231ZM73 105V104H72ZM230 105V104H229ZM167 106V105H166ZM178 106V104H177ZM180 106V104H179ZM195 106V105H194ZM197 106V105H196ZM55 106H50L48 109H43L42 107H32V106H27V110H29L30 112V115L32 117V120L31 122H34L35 125H38V124H41L42 123V119H44V122L45 120L51 118L53 116V113H54V110L56 108H54ZM66 107V106H65ZM130 107V106H129ZM193 107V105H192ZM222 107V106H221ZM225 107V106H223ZM222 107V108H223ZM229 107V106H228ZM179 108V107H178ZM185 108V107H184ZM196 108V107H194ZM221 110L224 111V108ZM173 109V108H172ZM187 109V108H186ZM218 109V108H217ZM220 109V108H219ZM230 109V108H229ZM242 109V108H241ZM45 110V112H44ZM129 110V109H128ZM179 110H182L181 108ZM184 110V109H183ZM190 110V108H189ZM226 110H227V107H226ZM235 110V109H234ZM247 110V109H246ZM255 110V109H254ZM264 110V109H263ZM130 111V110H129ZM215 111V110H214ZM179 112V111H178ZM182 112V111H180ZM183 112H186L185 110ZM256 112V111H255ZM20 113H26L25 110H21ZM213 113V112H212ZM215 113H218V112H214V114H210L212 116V118H214L215 116ZM162 114V113H161ZM180 114V113H179ZM183 114V113H182ZM219 114V113H218ZM217 114V116H218ZM260 113H258V117L260 116L259 115ZM64 115V114H63ZM163 115V114H162ZM165 115V114H164ZM178 115V114H177ZM239 115V114H238ZM181 116V115H180ZM179 116V117H180ZM137 117V116H136ZM135 117V118H136ZM138 117H140V115H138ZM183 117V116H182ZM219 117V116H218ZM252 117V116H251ZM184 118V117H183ZM186 118V117H185ZM263 118V117H262ZM67 119V118H66ZM69 119V118H68ZM176 119V118H175ZM260 119V118H259ZM29 120V119H28ZM71 120V119H70ZM133 120V119H132ZM143 120V119H142ZM185 120V119H184ZM183 120V121H184ZM17 121V120H16ZM62 121V120H61ZM180 121V120H179ZM187 121V120H186ZM263 121V120H262ZM7 122V121H6ZM11 122V121H10ZM9 122V124H10ZM26 122V120H25ZM152 122V121H151ZM172 122V121H171ZM176 122H178V120H176ZM182 122V121H181ZM257 122V121H256ZM5 123V122H4ZM8 123V122H7ZM16 123V122H15ZM76 123V122H75ZM201 123V122H200ZM18 124V123H17ZM20 124V123H19ZM77 124V123H76ZM140 124V122H139ZM179 125V123H177ZM182 124V123H181ZM255 124V123H254ZM12 125V124H11ZM24 125V123H23ZM27 125V124H26ZM25 125V126H26ZM70 125V124H69ZM67 125V127L69 126ZM143 125V124H141ZM183 125V124H182ZM253 125V124H252ZM251 125V127H252ZM257 125V124H256ZM19 126V125H18ZM16 126V128L18 127ZM66 126V125H65ZM73 126V125H72ZM70 126V127H72ZM134 126V125H133ZM148 126V125H147ZM169 126V125H168ZM180 126V125H179ZM263 126V125H262ZM29 127V126H28ZM68 127V129L70 128ZM76 127V126H75ZM176 127V126H175ZM250 127V126H249ZM15 128V129H16ZM22 128V126L20 125V129ZM170 128V127H169ZM179 129V127H177ZM176 128V129H177ZM261 128V127H260ZM19 129V130H20ZM23 130L25 129L24 126L22 128ZM65 129V128H63ZM67 129V128H66ZM134 129V128H133ZM141 129V128H140ZM175 129V128H173ZM177 129V130H178ZM262 129V128H261ZM260 129V130H261ZM264 129V128H263ZM17 130V129H16ZM22 130V131H23ZM70 130V129H69ZM176 130V131H177ZM193 130V129H192ZM248 130V129H247ZM259 130V131H260ZM61 131V130H60ZM67 131V130H66ZM66 131L65 134L67 133ZM149 131V130H148ZM228 131V130H226ZM240 131V130H239ZM249 131V130H248ZM29 132V131H28ZM62 132V131H61ZM146 132V131H145ZM244 132V131H243ZM256 132V130H255ZM263 132L262 134L259 132L258 136L259 138H255L256 140V143H255V140L253 138L254 141H252V139L250 141H247L249 142V144L247 145V142L245 140H242L244 139V137L242 139H237L235 142L232 141V145H226L225 142H221L220 140L217 142L216 140V144H220L222 143L221 146H223V144H225L223 147H222V153H215L213 155L215 156H211V157H208V160H210V163H208L209 161L206 160V162L209 164V168L208 170H206V172H204L205 175L202 174L201 178L198 177L200 180H202L204 177V183H203V180L202 182H200L199 180V185L201 183V186L199 187V185L197 184V187L198 188H201L199 191H194V193H192L191 195H189L187 198H183V199H178L176 198L177 200L173 201V203L171 204L170 207H168L169 209H166L164 211L166 212H163L160 219H159V222L158 224H155L157 225V230L156 233L153 235L151 232V229L149 230V232L153 235L152 238L150 240H148L147 238V235H146V239L144 238V236H142L144 239H145V242L142 241V245L141 244V241L139 242L140 246H141V249H140V246L138 247L139 251H135V252H130V253H122V252H118V256L116 259L112 258L111 256V253H109L111 250H114L116 249L115 252H117L118 249H123L122 247H130L133 246V245H126V239H124L125 241L122 240V242H124V245L123 244H120L118 243L116 240L115 242L113 243L111 240L112 237H114L115 235H118L121 233H119V230L117 228V225H119L118 221H117V225L116 224H108L107 226L105 227H96V229L92 230V227H90L91 229H88L89 228V225H88V228H86L85 226V220L84 219H79L76 221V225L78 228H76V225L73 226V230L74 233H72L71 231H68L67 227H66V222H65V226L63 227V224H62V221L61 219L63 217H66V208L64 210V205L66 203V199H68L67 197L69 196H65L66 199H65V203L63 204V206H61V208L58 206V204H56L59 209L57 210H54L57 211L56 213H54L53 211L51 212H47L44 214L41 212L42 215L39 214L40 210H37L35 206H37L38 204L36 203L35 206L33 208L36 209V211H39L38 213L36 211H32L31 212H35V213H28L29 210H27L26 212L24 211L25 209H23V212L25 213H21V212H17L19 210H22V209H19L21 207H17L16 206H11L12 208L14 207L15 209H19V210H16L15 212L13 211H9L10 213V216L13 215L12 218H17V223H18V226L17 223L15 225V227L13 226V229L12 231H10L11 229L9 227L8 229V233L7 234H12L10 237L4 235L5 232L3 233V230H0V264H264V131H261ZM12 134V132H8L7 130H5L3 127H2V123L0 122V157H1V153H2V144L4 142L5 139H7L8 137H10V134ZM24 133V132H23ZM57 133V132H56ZM72 133V132H71ZM152 133V132H151ZM223 133V132H222ZM232 137V133L229 132H226L225 134H227ZM22 134V133H20ZM39 134V133H38ZM69 134V133H68ZM159 134V133H158ZM161 134V133H160ZM212 134V133H211ZM224 134V135H225ZM244 134V133H243ZM28 135V134H27ZM75 135V134H74ZM73 135V136H74ZM214 136H216V134L213 133ZM212 135V136H213ZM223 135V137H224ZM234 135V134H233ZM249 135V134H248ZM31 136V135H30ZM29 136V138H30ZM52 136V135H51ZM62 136V135H61ZM138 136V135H137ZM143 136V135H142ZM147 136V135H146ZM203 136V135H202ZM222 136V135H220ZM237 137L236 138H239L238 135L236 134ZM245 136V135H244ZM17 137V136H16ZM23 137V135H22ZM26 137V136H25ZM48 137V136H47ZM66 137V136H65ZM70 137V136H68ZM219 137V136H217ZM216 137V138H217ZM226 137V136H225ZM241 137V136H240ZM75 138V137H74ZM174 138V137H173ZM215 138V137H214ZM215 138V139H216ZM16 139V138H15ZM21 139V138H20ZM63 139H64V136H63ZM214 139V140H215ZM218 139V138H217ZM233 139V138H232ZM42 139L37 135V132L33 134V136H31L30 138V144L27 145V149H32L33 147L35 148V144L34 143H37L38 141H41ZM49 140V139H48ZM53 140V139H52ZM60 140V139H59ZM66 140V139H65ZM99 140V139H98ZM101 140V139H100ZM212 140H213V137H212ZM213 140V141H214ZM50 141V140H49ZM54 141V140H53ZM62 141V140H61ZM80 141V140H79ZM175 141V140H174ZM240 141H241V146H237L236 143H239L240 144ZM242 141L245 142V145H243L244 143H242ZM73 142V141H72ZM77 142V141H76ZM163 142V141H162ZM220 142V143H219ZM254 142V144L252 145V143ZM96 143V142H95ZM94 143V144H95ZM229 143V142H228ZM227 143V144H228ZM38 144V143H37ZM69 144V143H68ZM165 144V143H164ZM21 145V144H20ZM24 145V144H23ZM48 145V144H47ZM54 145V144H53ZM88 145V144H87ZM108 145V144H107ZM25 146V145H24ZM81 146V144H80ZM91 146V145H90ZM93 146V145H92ZM162 146V145H161ZM227 146H230L228 149ZM244 146V147H243ZM4 147V146H3ZM74 147V146H73ZM94 147V146H93ZM220 147V146H218ZM33 148V149H34ZM48 148V147H47ZM53 148V147H52ZM79 148V147H78ZM118 148V147H117ZM120 148V147H119ZM25 150V153H24V156L26 154H29V150ZM61 149V148H60ZM59 149V150H60ZM82 149V148H81ZM104 149V148H103ZM224 149V150H223ZM17 150V149H16ZM80 150V149H79ZM167 150V149H166ZM218 150V149H217ZM92 151V150H91ZM220 151V150H219ZM18 152V151H16ZM34 152V151H32ZM47 152V151H46ZM70 152V151H69ZM83 152V151H82ZM99 152V151H98ZM14 153V152H13ZM31 153V152H30ZM45 153V152H44ZM67 153V152H66ZM65 153V154H66ZM76 153V152H75ZM79 153V152H78ZM96 153V152H95ZM101 153V152H100ZM202 153V152H201ZM205 153V152H204ZM42 154V153H41ZM85 154V153H84ZM199 154V153H198ZM208 154V153H207ZM14 155V154H12ZM49 155V154H48ZM77 155V154H76ZM75 155V156H76ZM80 155V154H79ZM87 155V154H86ZM211 155V154H210ZM209 155V156H210ZM10 156V155H9ZM15 156V155H14ZM17 156V155H16ZM57 156V155H56ZM71 156V155H70ZM83 156V155H81ZM97 156V154H96ZM202 156V154L200 155ZM19 156H17L12 162H15L17 161ZM23 157V156H22ZM65 157V156H64ZM78 157V156H77ZM160 157V156H159ZM166 157V156H165ZM196 157H198L196 155ZM7 158V157H6ZM11 158V157H10ZM71 157H69L70 159ZM86 158V157H85ZM195 158V157H194ZM206 158V157H205ZM205 158H204V162H205ZM17 159V160H16ZM68 159V158H67ZM74 159V158H73ZM11 160V159H10ZM45 160V159H44ZM65 160V159H64ZM77 160V159H76ZM75 160V162H76ZM82 160V159H81ZM198 160V158H197ZM2 162H0V174H3L2 172H4V170H9L8 169V166L10 167V164H9V160H4L3 159L1 160ZM21 161H22V158H21ZM20 161L19 163V168L21 170H24L26 167L25 165H23V163ZM25 161V160H24ZM89 161V160H88ZM201 161V160H199ZM53 162V161H52ZM54 162H57V161H54ZM62 162V161H61ZM69 162V161H68ZM73 162V161H71ZM80 162V161H79ZM90 162V161H89ZM194 162V161H193ZM45 163V162H44ZM48 163V162H47ZM64 163V162H63ZM174 163V162H173ZM202 164V162H199ZM206 163V165H208ZM7 164H9L8 166H6ZM50 164V163H49ZM48 164V165H49ZM55 164V163H54ZM71 164V163H69ZM73 164V163H72ZM91 164V163H90ZM88 164V165H90ZM190 164V162H189ZM52 165V164H51ZM200 165V164H199ZM205 165V164H203ZM14 166V165H12ZM18 166V165H17ZM16 166V167H17ZM25 168H24V167ZM55 166V165H53ZM188 166V165H187ZM186 166V167H187ZM57 167V166H56ZM61 167V166H60ZM66 167V166H64ZM75 167V165H74ZM77 167V166H76ZM85 167V165H84ZM87 167V166H86ZM198 167V166H197ZM200 167V166H199ZM204 167V166H203ZM11 168V167H10ZM24 168V169H23ZM81 168V167H79ZM182 168V167H181ZM184 168V167H183ZM182 168V169H183ZM196 168V167H195ZM194 170H198L195 169ZM17 169V168H16ZM72 169V168H71ZM185 169V168H184ZM11 170V169H10ZM13 170V169H12ZM19 169H17L18 171ZM191 169H189V171L185 170L186 173L188 172H191L190 171ZM20 171V170H19ZM29 171V170H28ZM51 171V170H50ZM74 171H76L74 169ZM137 171V170H136ZM172 171V170H171ZM169 171V172H171ZM181 171V170H180ZM7 172V171H6ZM35 172V171H34ZM33 172V173H34ZM54 172V171H53ZM200 172V171H199ZM8 173V172H7ZM22 173V172H21ZM52 173V171L50 172ZM57 173V171H56ZM173 173V172H171ZM193 173V172H192ZM11 174V173H10ZM49 174V173H48ZM55 174V173H54ZM53 174V175H54ZM61 174V173H59ZM67 174V173H66ZM71 174V173H70ZM179 174V173H178ZM168 175V174H167ZM194 175V174H193ZM17 176H20V175H17ZM34 176V175H33ZM74 176V175H73ZM127 176V175H126ZM131 176V175H130ZM129 176V177H130ZM134 176V174H133ZM188 176V175H187ZM4 177V176H3ZM10 177V176H8ZM14 177V176H13ZM28 177H31V176H28ZM59 177V176H58ZM68 177V175H67ZM128 177V179H129ZM185 177L182 176V178ZM2 178V177H1ZM7 178V177H6ZM12 178V177H11ZM15 178V177H14ZM13 178V179H14ZM17 178V177H16ZM55 178V177H54ZM70 178V177H69ZM132 178V176H131ZM130 178V180H131ZM192 178V177H191ZM194 178V177H193ZM38 179L37 177H33L31 178L30 182L34 183L36 182V180ZM58 179V178H57ZM63 179V178H62ZM65 179V178H64ZM74 179V178H73ZM72 179V180H73ZM77 179V178H76ZM75 179V180H76ZM127 179V178H125ZM166 179V178H165ZM171 179V178H170ZM189 179V178H188ZM180 180V179H179ZM184 180V179H183ZM11 181V179H10ZM127 181V180H126ZM129 181V180H128ZM165 181V180H163ZM167 181V184L169 183V181L166 179ZM189 181V180H188ZM198 181V179L196 180ZM40 182V181H39ZM165 183V182H164ZM185 183V182H184ZM195 182H193L192 184H194ZM7 184V182H6ZM57 184V183H56ZM65 184V183H64ZM188 184V183H187ZM191 184V187L193 186ZM18 185V184H17ZM62 185V184H61ZM60 185V186H61ZM123 185V184H122ZM165 185V184H164ZM190 185V184H189ZM10 186V185H9ZM40 186V185H39ZM53 186V185H52ZM65 186V185H64ZM159 186V185H158ZM169 186V184H168ZM194 186L196 187V185L194 184ZM11 188L13 186H10ZM44 187V186H43ZM75 187V186H74ZM174 187V186H173ZM177 187V186H176ZM189 187V186H188ZM195 187H192L193 189H195ZM196 187V188H197ZM49 188V187H48ZM47 188V189H48ZM55 188V187H54ZM70 188V187H69ZM167 188L168 192L170 189H168V187H165ZM190 188V187H189ZM188 188V189H189ZM7 189V188H6ZM52 189V188H51ZM65 189V188H64ZM74 189V188H73ZM123 189V188H122ZM143 189H144V185H143ZM186 189V188H185ZM72 190V188H71ZM165 190V189H164ZM192 190V189H191ZM46 191V190H45ZM122 191V190H121ZM144 191V190H143ZM148 191V190H147ZM146 191V192H147ZM187 191V190H186ZM59 192V191H58ZM74 191H72V194H73ZM77 192V191H76ZM155 192V191H153ZM179 192H182V191H179ZM14 193V192H13ZM23 193V192H22ZM21 191H20V195L18 198H22L25 194H22ZM50 193V192H48ZM145 193V192H144ZM161 193V192H160ZM173 193V192H172ZM186 193V192H185ZM190 193V192H189ZM51 194V193H50ZM62 194V193H61ZM178 194V193H176ZM176 194L173 195V198L174 196L176 197ZM187 194V193H186ZM6 195V194H5ZM12 195V194H11ZM47 195V194H46ZM60 195V194H59ZM117 195V194H116ZM179 195H182L179 194ZM52 196V195H51ZM63 196V195H62ZM62 196L60 197L62 200L64 198H62ZM144 196V195H142ZM13 197V196H12ZM48 197V195H47ZM71 197V196H70ZM179 197V196H178ZM17 198V197H16ZM119 198V197H118ZM117 198V199H118ZM180 198H182V196H180ZM24 199V198H22ZM48 199V198H47ZM59 199V198H58ZM57 199V201H58ZM73 199V198H72ZM114 199V197L112 198V200ZM116 199V198H115ZM121 199V198H120ZM41 200V198H40ZM49 200V199H48ZM55 200V199H53ZM122 200V199H121ZM127 200V199H126ZM171 200V199H170ZM47 201V200H46ZM56 201V202H57ZM74 201V200H72ZM162 201V200H161ZM161 201H159L161 203ZM169 201V200H168ZM167 201V202H168ZM18 202V201H17ZM24 202V201H23ZM55 202V203H56ZM60 202V201H59ZM117 202V201H116ZM138 202V201H137ZM155 202V201H154ZM157 202V200H156ZM171 202V201H169ZM16 203V202H15ZM21 203V202H20ZM35 203V202H34ZM41 207L43 208L44 207V204L41 200ZM63 203V201H62ZM19 204V203H18ZM23 204V203H22ZM102 204V203H101ZM105 204V203H104ZM110 204H111V201H110ZM146 204V203H144ZM149 204V203H148ZM153 204V203H152ZM168 204V203H167ZM16 205V204H14ZM25 205V204H23ZM40 205V204H39ZM47 207L49 204H46ZM45 205V207H46ZM54 205V204H53ZM52 205V206H53ZM156 205V204H155ZM159 205V204H157ZM161 205V204H160ZM67 206H68V203H67ZM146 206V205H145ZM26 207V206H25ZM38 207V206H37ZM46 207V208H47ZM50 207V206H49ZM48 207V208H49ZM107 207V206H106ZM115 207V206H114ZM137 207V206H136ZM161 207V206H160ZM167 207V206H166ZM103 208V207H102ZM109 208V207H108ZM138 208V207H137ZM148 208V207H147ZM163 208L165 209V207L163 206ZM10 209V207H9ZM14 209V210H15ZM51 209V208H49ZM48 209V211H49ZM99 209V208H98ZM110 209V208H109ZM126 209V208H125ZM133 209V208H132ZM136 209V208H135ZM144 209V208H143ZM155 209V208H154ZM7 210V209H6ZM44 210H46L44 208ZM93 210V209H92ZM134 210V209H133ZM137 212L138 209H136ZM140 210V209H139ZM142 210V208H141ZM3 211V210H2ZM108 211V210H106ZM159 211V210H158ZM157 213H160L158 212ZM53 212V213H52ZM102 212V211H101ZM135 212V210L133 211ZM132 211L130 213V219L131 220V214H134ZM135 212V214L137 213ZM142 212V211H141ZM147 212V211H146ZM39 215H37V214ZM83 213V212H82ZM123 213H127V210L126 212H123ZM128 213H129V210H128ZM154 213V211H153ZM7 214V215H8ZM23 214V215H22ZM122 214V213H121ZM123 214V216L125 215ZM138 215H141L140 213H137ZM150 214V213H148ZM82 215V214H81ZM118 215V214H117ZM127 214L125 215L128 216ZM137 215V216H138ZM155 215V214H154ZM159 215V214H158ZM157 215V216H158ZM5 216V215H4ZM42 216V217H41ZM119 216H120V213H119ZM133 216V215H132ZM136 216V215H134ZM136 216V217H137ZM21 217H23V220H18L21 219ZM108 217V216H106ZM113 217V216H112ZM116 217V215H115ZM121 217V216H120ZM152 217V215H151ZM155 217V216H154ZM10 218V217H9ZM119 218V217H118ZM127 218V217H126ZM126 218H124V220H126ZM129 218V217H128ZM134 218V217H133ZM146 218H148L146 216ZM158 218V217H157ZM105 219V218H104ZM112 219V218H111ZM109 218V220H111ZM117 220V218H115ZM136 223H139V224H136V225H140L141 223V218L139 219V222H137L136 218H134ZM132 219V220H134ZM145 219V217L143 218ZM142 219V220H143ZM61 221V225L62 227L61 228H65V230L63 229L64 232H57L56 230V227L53 225V222H56V221ZM153 220L152 223H154L155 220L157 219H151ZM7 222H11L13 221V219L11 221H8L6 220ZM19 221V222H18ZM20 221H22V223H20ZM121 221V220H120ZM128 221V220H127ZM126 221V224L127 225V230H129L130 228H128L129 226V223ZM14 222V221H13ZM103 222V221H102ZM109 222V221H108ZM111 222V221H110ZM115 222V221H113ZM123 222V220L121 221V223ZM132 222V221H130ZM147 223V221H144ZM53 227H51L52 225ZM64 223V222H63ZM87 223V222H86ZM125 223V221L123 222ZM157 223V221H156ZM11 224V223H9ZM14 224V223H13ZM56 224H58V222H56ZM107 224V223H106ZM131 224V223H130ZM133 224V222H132ZM146 224H144L145 228L146 227ZM1 225V223H0ZM5 225V224H3ZM58 225V226H59ZM72 225V224H71ZM85 225V226H84ZM100 225V224H99ZM103 225V224H102ZM124 225V224H121V226ZM134 224V226H136ZM154 225V224H153ZM6 226V225H5ZM57 226V225H56ZM143 226V222H142V225ZM139 226V228L141 227ZM3 226H1L0 228H2ZM94 227V226H93ZM137 229L134 230L135 227L131 228V230H134V231H137L138 230V226H136ZM12 228V227H11ZM54 228V229H53ZM145 228H140V229H143V233H144V230ZM149 228V227H148ZM150 228H151V225H150ZM4 229V228H3ZM153 229V228H152ZM67 230V231H66ZM125 230V229H124ZM5 231V230H4ZM141 231V230H139ZM141 231V232H142ZM95 232V233H94ZM130 232V230L128 231V233ZM139 233L140 235L143 234V233ZM67 233V235L65 234ZM131 234L134 235V232H130ZM70 234V235H69ZM92 234H94L91 239L89 240V236H92ZM129 234V235H131ZM147 234L148 231H147ZM124 235V233H123ZM136 235V234H135ZM139 235V238L141 237ZM88 236V239L87 237ZM119 236V235H118ZM138 236V235H136ZM7 237V238H5ZM85 237V238H83ZM127 237H130L127 235ZM142 237L140 239H142ZM93 238L95 241H93ZM119 238V237H118ZM138 237H136V241L139 240V238L137 239ZM88 240L89 242H86L85 240ZM109 239V240H108ZM114 239V238H113ZM133 239L130 237V240ZM10 240V241H9ZM118 240V239H117ZM143 240V239H142ZM134 241V240H133ZM132 241V242H133ZM8 242V243H7ZM117 242V243H116ZM121 242V241H120ZM121 242V243H122ZM129 242V240L127 241ZM144 242V243H143ZM131 243V242H130ZM133 244L135 245V243L133 242ZM138 245V244H137ZM127 247L125 249H127ZM135 247L136 249V246H133V248ZM114 253V252H113ZM111 256H110V255ZM116 253H114L115 255ZM106 261V262H105Z\"/></svg>","mask_w":264,"mask_h":264}]
</instances>
